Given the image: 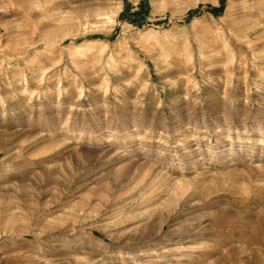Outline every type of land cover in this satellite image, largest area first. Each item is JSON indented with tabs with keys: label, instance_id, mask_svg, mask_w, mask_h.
Listing matches in <instances>:
<instances>
[{
	"label": "rangeland",
	"instance_id": "obj_1",
	"mask_svg": "<svg viewBox=\"0 0 264 264\" xmlns=\"http://www.w3.org/2000/svg\"><path fill=\"white\" fill-rule=\"evenodd\" d=\"M43 1L0 0V264H264V0Z\"/></svg>",
	"mask_w": 264,
	"mask_h": 264
},
{
	"label": "bare ground",
	"instance_id": "obj_2",
	"mask_svg": "<svg viewBox=\"0 0 264 264\" xmlns=\"http://www.w3.org/2000/svg\"><path fill=\"white\" fill-rule=\"evenodd\" d=\"M52 0H44L42 3L45 4V3H50ZM31 6L33 7H38V3L36 2V0H32V3H31ZM93 14V20H91V22H89V19H88V16H84L83 18V22H80L81 24L79 25H74L73 23H71L69 25L70 29H72V31L74 32V29L73 28H77L76 31L74 34H77V33H82L83 30H85L88 26L94 24V23H100V22H109L108 19H109V15H107V13H105L104 11H100V10H94V12L92 13ZM37 21V20H36ZM90 24V25H89ZM80 26V27H78ZM72 32V33H73ZM84 33V32H83ZM56 38V34L55 35H52L51 37H47V44L49 46H55L57 45V42L55 40ZM201 236V235H200ZM195 239V237H193ZM197 238V237H196ZM200 238V237H199ZM180 242V241H179ZM185 242V241H183ZM229 243V242H228ZM193 245H190L188 249H180V253H176L174 256L176 259H174L175 261L179 262L180 260H184L186 258H191L195 255L196 251L198 250V247H197V244H200L199 242H193L192 243ZM205 248V247H204ZM232 248V247H231ZM229 249V248H228ZM171 250V249H170ZM196 256V255H195Z\"/></svg>",
	"mask_w": 264,
	"mask_h": 264
},
{
	"label": "trees",
	"instance_id": "obj_3",
	"mask_svg": "<svg viewBox=\"0 0 264 264\" xmlns=\"http://www.w3.org/2000/svg\"><path fill=\"white\" fill-rule=\"evenodd\" d=\"M209 11H211V13H217V12H216L217 10H215L214 8H210Z\"/></svg>",
	"mask_w": 264,
	"mask_h": 264
}]
</instances>
